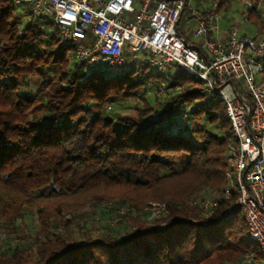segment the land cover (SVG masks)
<instances>
[{
	"label": "trees",
	"instance_id": "trees-1",
	"mask_svg": "<svg viewBox=\"0 0 264 264\" xmlns=\"http://www.w3.org/2000/svg\"><path fill=\"white\" fill-rule=\"evenodd\" d=\"M251 1L247 20L264 38L262 0ZM229 2L219 0L215 11ZM16 10L12 0H0V218L9 223L32 213L39 226L29 239L35 256L18 245L0 251V264H226L247 253L261 259L234 198L219 201L208 218L189 205L202 191H225L232 142L225 105L201 93L203 83L177 64L163 73L134 65L116 76L71 68L75 48L61 43L54 23L41 27L34 19L46 18L32 15L23 27ZM137 99L135 114H111ZM129 190L148 191L146 206L159 202L166 214L150 223L140 215L145 204L114 198ZM54 201L56 214L91 209L81 214L79 241L68 237L73 222L51 221ZM103 206L118 228L93 230Z\"/></svg>",
	"mask_w": 264,
	"mask_h": 264
},
{
	"label": "built area",
	"instance_id": "built-area-1",
	"mask_svg": "<svg viewBox=\"0 0 264 264\" xmlns=\"http://www.w3.org/2000/svg\"><path fill=\"white\" fill-rule=\"evenodd\" d=\"M193 1L12 0V3L17 8L28 6L35 17H50L61 43L65 47L74 46L75 59L84 73L98 63L106 64L108 69L123 67L126 48L132 52L145 51L153 58L149 66L155 72L163 73L171 64H177L203 83L201 93L214 96L225 105L232 131L225 191L219 199L191 205L200 208L208 218L219 201L234 198L247 222L250 241L262 256L259 259L250 253L237 264H264V79L261 78L264 38L241 36L235 25L229 26L225 37L215 36L219 29L215 11L219 0H211L210 8L202 10L193 9ZM242 2L248 8L254 7L250 1ZM187 10L197 21L193 40L205 42L202 54L180 32L179 25Z\"/></svg>",
	"mask_w": 264,
	"mask_h": 264
},
{
	"label": "rangeland",
	"instance_id": "rangeland-1",
	"mask_svg": "<svg viewBox=\"0 0 264 264\" xmlns=\"http://www.w3.org/2000/svg\"><path fill=\"white\" fill-rule=\"evenodd\" d=\"M229 1H230L229 4H226L222 9L217 11L218 16H219L218 26L219 27L222 26L221 28H224L226 26L235 25L238 28L240 35L246 34L249 37H251L252 35H255L261 38L256 28L253 25H251L250 21L247 20L248 7L242 2V1H250V2L252 1L251 0H229ZM210 2L211 0H194L192 3V8L199 9V10L210 8V5H209ZM200 3H203V4L201 5ZM260 5H261L260 8L264 14V0L261 1ZM137 9H139V7ZM32 15L33 14L31 13L30 8L28 6L18 7L16 10V17L21 22V25L23 27L30 23L33 17ZM190 16L191 14L189 13V11H186L184 13L182 17V21L179 25V29H180V32L185 37L192 39V33L196 29L197 23L194 20H190ZM45 18H46L45 20H41L37 18V19H34V21L38 22L40 24L39 26L41 27L44 24L43 21L52 22V19L50 17H45ZM188 20H189V23H188ZM54 31H55V28H53V26L52 28H47L46 29L47 36L53 35ZM255 32L257 34H255ZM192 44L198 47H202V44H199L198 41L194 43L192 42ZM203 44H205V42H203ZM124 55H125V59H127V64L125 67H115V68L108 69L106 64L98 63L95 65H92L90 67V70H93L96 68L101 71H107L108 75H112V76L124 75L126 72L131 71L134 65H143V66L149 65L152 63V60H153V58L148 54V52H145V51L132 52L128 48L125 49ZM77 63L78 62L76 61L74 57L71 61V68H74ZM30 84H31L30 86L31 88L33 89L36 88V84L34 82H31ZM146 97L150 99L149 100L150 102H152L154 94L147 92ZM141 102H142V99H137V100L130 101L124 106H122V103H120L119 105H115L112 108L111 114L114 116L133 115L136 113L133 108L136 107L137 105H140ZM199 125H202V124L200 122L193 124L194 127L199 126ZM206 130L214 131L216 133V131L213 130L210 126H207ZM225 156L227 157V153H225ZM114 195H115L114 197L115 199H117L118 197L121 199H124L127 196L128 197L130 196L131 198H135L139 200L143 204H145L144 201H146L149 198V196H151L148 191H140L134 195L133 192L130 190H129V193L127 191L114 192ZM220 197L221 195L216 194L215 191H212V190L202 191L197 194V198L190 200L189 205L193 207V205H191V203L193 202H197V201L199 202L202 200H215ZM114 203L118 205L117 202H114ZM51 204H54V205H51L47 209L49 215L52 218L51 221L57 224H61V225L63 224L62 222H65V221L70 220L71 222H73L72 223L73 225L70 227L68 231V234H69L68 237H70L72 240L79 241L81 239L80 234L84 232L83 226L81 225L83 224L84 220L81 219V214L90 212L91 209H89V206L83 207V208L78 207L76 208V210H73L69 213L64 212L65 214L63 212L60 214H56L55 205L58 204V202L54 201V202H51ZM234 204H235V199H234ZM160 206H163L164 209L160 210ZM123 210L126 213L128 212V208L126 206L119 208L118 211L120 214H123L125 213V212H122ZM165 211H166V208L164 204H161L159 202H151L149 206H146L145 204V208L141 211L140 215L143 216L144 219H146L148 222L152 223L155 220L161 219ZM57 215L58 217L56 218ZM202 215L204 216V214ZM53 218H56V219H53ZM95 218L96 219L92 227L93 230H98V228H101L104 223H107V225L113 228L114 227L118 228L116 225H118L119 219H115L112 221L107 220L108 218H110L108 207L103 206L98 211L97 216ZM36 219L37 217L35 216V214H32V213L29 215L23 214L20 218H17L9 223L3 222V220H1L0 218V251L5 252L12 247L14 248L20 245L24 249L28 250L32 256H35L36 247H34L35 246V244L33 243L34 240H29V239L34 238L33 230L37 226H39V222H37ZM95 233H97V231ZM248 254L250 253L245 254L239 260H236L234 262H229L226 264H237Z\"/></svg>",
	"mask_w": 264,
	"mask_h": 264
},
{
	"label": "crops",
	"instance_id": "crops-1",
	"mask_svg": "<svg viewBox=\"0 0 264 264\" xmlns=\"http://www.w3.org/2000/svg\"><path fill=\"white\" fill-rule=\"evenodd\" d=\"M191 20V19H190ZM194 21H196V19H193ZM182 21V20H181ZM181 23V22H180ZM188 23H189V20H188ZM196 23H197V21H196ZM197 25V24H196ZM222 27V26H221ZM221 27H219V29H218V32L215 34V36H219V37H225L226 35H227V31H228V28H229V26H226V27H224V28H221ZM193 34V33H192ZM255 34H257L256 32H255ZM183 35V34H182ZM184 36V35H183ZM241 36H248V35H246V34H243V35H241ZM185 37V36H184ZM249 37V36H248ZM186 39H188L189 40V38H187V37H185ZM198 41V43L199 44H202V52L204 53V51H205V44H203V42H204V40L203 39H200V40H193V38L192 39H190V41L189 42H197ZM262 78V77H261Z\"/></svg>",
	"mask_w": 264,
	"mask_h": 264
}]
</instances>
